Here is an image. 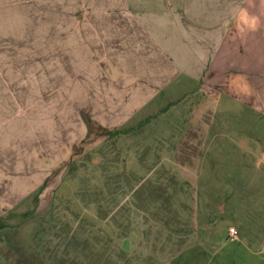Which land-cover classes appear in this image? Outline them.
Returning a JSON list of instances; mask_svg holds the SVG:
<instances>
[{
    "label": "crops",
    "instance_id": "obj_1",
    "mask_svg": "<svg viewBox=\"0 0 264 264\" xmlns=\"http://www.w3.org/2000/svg\"><path fill=\"white\" fill-rule=\"evenodd\" d=\"M51 162V264H264V0H0V222Z\"/></svg>",
    "mask_w": 264,
    "mask_h": 264
},
{
    "label": "rangeland",
    "instance_id": "obj_2",
    "mask_svg": "<svg viewBox=\"0 0 264 264\" xmlns=\"http://www.w3.org/2000/svg\"><path fill=\"white\" fill-rule=\"evenodd\" d=\"M29 55V54H28ZM52 54H35L36 63L41 62L39 57L45 56L49 58ZM18 56L16 59L19 60L24 56L26 58V53L14 54ZM28 56L26 58V61ZM24 104L31 105L32 102L23 101ZM43 101H36L34 105L36 107L44 106ZM45 103L50 104L48 100ZM80 145L76 153L84 149V146ZM66 165V164H65ZM60 166L58 170H54L55 164L51 162L52 177L54 178L46 186L49 191L44 193L41 191L35 196L29 198L20 199L15 207L8 209V212L3 215V221L0 222V264H51L49 259H44L43 257V241L44 239H49V236H59L60 234L66 233V228L60 226L55 228V226L38 227L32 229L28 234V227L30 222L33 225L38 222V220L45 215V211L53 205L55 200L54 192L55 189L63 187L66 180L69 179V173L71 170L67 166ZM67 168V169H66ZM69 182H67V185ZM45 188V190L47 189ZM11 211V212H10ZM59 215L57 212L51 213V218L56 219ZM74 233V232H73ZM28 237L35 238V243L28 241ZM17 239V240H14ZM41 240L42 243H39ZM32 256V259L28 261V257ZM54 263V262H53Z\"/></svg>",
    "mask_w": 264,
    "mask_h": 264
},
{
    "label": "built area",
    "instance_id": "obj_3",
    "mask_svg": "<svg viewBox=\"0 0 264 264\" xmlns=\"http://www.w3.org/2000/svg\"><path fill=\"white\" fill-rule=\"evenodd\" d=\"M230 234L232 239H235L237 237V231L234 228L230 229Z\"/></svg>",
    "mask_w": 264,
    "mask_h": 264
}]
</instances>
